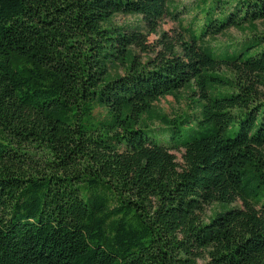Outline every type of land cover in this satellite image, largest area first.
I'll list each match as a JSON object with an SVG mask.
<instances>
[{
	"label": "trees",
	"instance_id": "trees-1",
	"mask_svg": "<svg viewBox=\"0 0 264 264\" xmlns=\"http://www.w3.org/2000/svg\"><path fill=\"white\" fill-rule=\"evenodd\" d=\"M171 1L0 0V264H264V0H202L181 54L136 64L112 20L155 31ZM231 29L251 36L204 42Z\"/></svg>",
	"mask_w": 264,
	"mask_h": 264
},
{
	"label": "rangeland",
	"instance_id": "rangeland-1",
	"mask_svg": "<svg viewBox=\"0 0 264 264\" xmlns=\"http://www.w3.org/2000/svg\"><path fill=\"white\" fill-rule=\"evenodd\" d=\"M200 1L202 0H172L170 2V12L172 13L175 8H178V13L174 17L173 15L165 17L164 20L157 25L155 31L147 27L143 19L138 16L118 15L112 20L111 26L112 28L131 27V31H133V29H138L140 32L138 36L140 38L133 39L132 45L129 47L132 59L136 64L147 65L150 62L152 64L160 57L164 55L167 56L171 48H175V51L181 54V44L189 41L187 30L195 16V7ZM256 25L258 26V34L264 36V22H258ZM250 36L251 34L248 32L231 29L223 35L217 36L214 39H206L204 42L206 45H210L219 52H222L245 41ZM125 65L126 64H115L111 71L112 76L125 75ZM215 74L234 78V74L226 68L215 71ZM218 89L222 90V88ZM262 90H264V87ZM199 92V88L193 85L190 88L181 90L175 96H168L160 99L153 104L155 118L144 116L143 121L146 122L156 133L162 132L164 126L160 119L162 117L174 119L183 113L190 111L194 106L193 102L199 98ZM97 113H99L100 116L105 115L103 110H97ZM173 154L177 158V163L182 166L183 153L173 152ZM238 207H241V203H235L232 205L212 204L206 208L203 220L205 223H208L211 217L217 213L226 212L232 208Z\"/></svg>",
	"mask_w": 264,
	"mask_h": 264
}]
</instances>
